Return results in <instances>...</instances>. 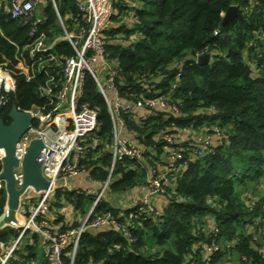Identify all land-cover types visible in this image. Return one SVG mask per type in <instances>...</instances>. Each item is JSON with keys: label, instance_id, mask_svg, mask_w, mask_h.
<instances>
[{"label": "trees", "instance_id": "trees-1", "mask_svg": "<svg viewBox=\"0 0 264 264\" xmlns=\"http://www.w3.org/2000/svg\"><path fill=\"white\" fill-rule=\"evenodd\" d=\"M55 1L59 13L69 16L64 21L67 27L80 21L76 0ZM46 2V20L39 24V30L52 38L60 30L51 0ZM260 3L245 12L248 0L113 1L114 13L104 35L108 59L118 69L116 83L121 95L135 99L139 95L153 98L164 94L178 109L177 115L156 114L146 120L124 114L127 131L140 145L152 146L154 151L144 156L154 160L165 150L162 140L155 141L159 133L178 137L183 150L174 166H185L173 171L163 195L166 205L158 215L129 223L127 235L110 229L83 232L74 264H207L205 247L213 239L205 231L207 216L213 218L217 229L214 239L223 247L213 253L210 264L236 260L240 264H264V254L258 252L264 246V237L260 242L252 240L255 221L264 219L262 197L253 207L242 200L248 184L250 190L264 185V40L249 46L255 38L254 31L264 35V0ZM234 4L238 5L236 18L222 27L226 11ZM122 15L129 19L128 23L121 21ZM29 26L0 9V62L10 60L15 64L16 51L30 41ZM216 30L220 34H215ZM221 34L228 35L226 45ZM58 52L72 51L63 44ZM204 54H209L208 62L198 64L197 57ZM13 81L17 89L2 115L7 124L10 120L6 113L13 104L29 110L44 103L36 91L44 83V75L30 81L14 75ZM82 101L98 114V128L85 143L89 151L83 164L102 184L107 179L110 155L87 159L94 150L103 152L109 148L113 128L108 108L90 75L86 76ZM193 131L198 135L193 136ZM205 135L210 136V144L201 155L193 154L198 139ZM95 142L96 148L92 149ZM147 162L153 165L152 159ZM146 174L145 165L130 159L118 162L108 191L146 185ZM2 193L3 187L0 196ZM53 197L55 207L65 198L83 213L93 201L91 195L66 188L56 189ZM105 210L120 213L106 199L97 204L93 213ZM19 232L5 227L0 230V241L7 244ZM25 235H30L33 242H24L21 251H14L29 261L36 255L41 237L30 231ZM242 256L245 261L240 260ZM63 259L68 262L69 247Z\"/></svg>", "mask_w": 264, "mask_h": 264}, {"label": "built area", "instance_id": "built-area-1", "mask_svg": "<svg viewBox=\"0 0 264 264\" xmlns=\"http://www.w3.org/2000/svg\"><path fill=\"white\" fill-rule=\"evenodd\" d=\"M40 1L42 0L7 1L6 12L11 18L21 19L24 24H30L28 34L30 41L16 51L15 64H11L10 60L0 62V103L3 110L9 105L10 97L17 89V84L13 81L14 75H22L26 81H30L38 75H44V83L36 88L44 103L33 105L29 109L34 121L31 128L22 135L15 146V156L19 161V167L14 168V175L20 185L21 161L30 142L38 138L44 145L39 158L43 162L42 175L51 182V188L47 191L34 192L36 194L34 203L28 205L29 199L21 204L19 212L26 218V221L18 226L20 232L12 246L0 256V264L10 262L14 250L28 231L38 234L44 241L45 257L51 264H74L75 254L83 232L110 229L127 235L129 223L140 218L145 219L148 216L158 215L159 209L153 204V197H163L166 193V186L172 179L173 171L185 166V164L174 166L175 161L181 158L183 150L179 145L181 140L171 133H159L155 137V141H163L165 150L161 155L165 157V160H169L168 169L162 174H158L154 170L147 177L146 191L130 211L115 214L110 210H105L93 213L97 204L103 200L108 191L116 164L130 159L144 166L145 152L152 153L154 151L152 146H142L123 135L128 132L124 114L146 120L156 114L165 117L177 115L178 109L173 101L164 94L153 98L139 95L135 99H126L121 95L116 83L118 69L108 59L106 36L104 35L114 13V0H77L76 7L81 19L73 21L70 30L65 27V22L57 11L55 0H51L56 12L57 23L61 28V32L54 34L52 38H49L44 30H39V24L46 20V17L37 18L34 13V9ZM248 1L249 5L244 8L245 12L261 4L260 0ZM232 6L238 7L237 4ZM215 34L218 35L220 32L216 30ZM254 37L249 42V46L256 45V41L264 40V35L258 31H254ZM63 44H68L72 51L70 54L58 52V48ZM9 65H13V67ZM87 75L93 78L97 90L108 108L113 128L109 148L103 152L94 150L92 156L87 160H94L98 155L102 157L106 152L110 155V166L107 179L98 189L88 187L77 191L93 197L86 213H82L77 218V225H69L65 231H54L51 218H48V213L51 210L50 197L56 189L64 188L68 181L88 172L86 164H83L89 151L85 143L98 128L97 111L82 101ZM213 129L218 133L217 126ZM92 139L94 140V138ZM210 142V136L205 135L201 139L199 138L198 148L193 151V154L201 155ZM96 144L97 142L92 144V149L96 148ZM2 155L3 152L0 151V158ZM134 167L136 168V166ZM256 202H251V207ZM261 205L264 209V196L261 199ZM122 221H128V223ZM255 225L252 240L260 242L261 237H264V219L258 218ZM206 233L213 237L204 252L207 264H210L213 253L223 247L219 246V241L214 239L217 234L215 226ZM226 246L229 247L230 243H227ZM67 247H69L68 262L63 259L64 250ZM258 252L264 254V246L258 248ZM240 260L245 261L246 257L242 256Z\"/></svg>", "mask_w": 264, "mask_h": 264}, {"label": "water", "instance_id": "water-1", "mask_svg": "<svg viewBox=\"0 0 264 264\" xmlns=\"http://www.w3.org/2000/svg\"><path fill=\"white\" fill-rule=\"evenodd\" d=\"M236 16L237 9L235 6H231L222 19V27L228 21H234ZM227 36V34H222L220 37L223 45H226ZM209 58V54L198 56L197 63L205 64ZM2 112L3 108L0 103V150L3 151L0 158V184H4L7 206L6 211L4 210L0 214V230L16 224V215L21 204L25 200L31 199L30 197H23L28 188H32L35 193L51 188V182L42 175L43 162L39 158L44 145L38 138L30 142L23 156L21 161L22 178L20 185H18L14 175V168L19 167V161L15 156V146L22 135L31 128L34 117L29 110H21L13 104L6 113L10 120L7 124L2 117Z\"/></svg>", "mask_w": 264, "mask_h": 264}, {"label": "crops", "instance_id": "crops-1", "mask_svg": "<svg viewBox=\"0 0 264 264\" xmlns=\"http://www.w3.org/2000/svg\"><path fill=\"white\" fill-rule=\"evenodd\" d=\"M7 1L8 0H1L2 5L0 6V9L4 10L5 12H6V8H7ZM127 1L129 3L131 2V0H127ZM76 2H77V0H76ZM55 3H56V1H55ZM46 5H47L46 0H42L37 4V8H38V11L36 13L37 18L45 17L44 8ZM139 6H140V4H139ZM56 7H57V4H56ZM57 11H58V9H57ZM58 13H59V11H58ZM55 14H56V12H55ZM59 15L62 17L63 21H65V19H67L69 17L68 15L62 16L60 13H59ZM119 18H121V21L122 20L125 21V19L127 17L122 15ZM126 23H128V21ZM56 24L58 25L57 16H56ZM72 24L73 23L71 22L70 28L68 27V30L71 29ZM58 27H59V30L61 32V28L59 25H58ZM123 135L126 138H128L129 140L137 143V139L133 133L126 132V133H123ZM104 155H106V154H104ZM147 159H152L153 165H149L147 162ZM169 164H170L169 160L168 159L165 160V157L163 155H160L157 160H154L152 157H149V156L146 157L145 156L144 157V165L146 166V170H147L146 178L149 177V175H151V173L154 170L158 174L164 173L168 169ZM82 174H84V175H82ZM82 174H80L78 177H76V178L68 181L67 183H65L66 186L62 189L66 188L68 190H75V192H77L79 190H82V189H85L88 187H91L92 189H98L102 185V184H100V182L93 179V177L91 176L89 171L87 173H82ZM0 187H1V184H0ZM146 188L147 187H144V186H142V187L136 186V187L131 188V190H133L136 193L135 194L136 196L134 198L132 197V201H133L132 204L126 206L125 209H123L121 207H116V206L115 207L112 206V207L117 209L120 212L121 211L126 212V210L132 209L133 207H135V205L137 204L139 199L142 197V195L146 191ZM128 190H130V189H128ZM118 192H123V191H118ZM35 200H36L35 198L30 199V201L27 204L30 205V204L34 203ZM165 200L166 199L164 196L163 197L162 196H154L152 199V202L159 210H161L165 204ZM50 203L52 204V207H53L51 209L54 210L57 214H59V216H57V217H51L52 229L54 231H61L63 227H68L69 225H71L75 222L73 220H75L77 210L75 209L74 204L71 203V201L66 200L65 198H62L61 201H59L60 204L56 205L57 207H54L53 204L55 203V200H54V197L52 194L50 197ZM89 206H88V208H89ZM6 207L7 206L5 205V203L3 205H1L0 212L2 211V213H3L4 210L6 209ZM18 214H20V217H18ZM18 214L16 215L17 222L14 225L16 227L23 224V221H26V218L23 215H21V213L19 211H18ZM207 217H211V216H207ZM18 218H19V220H18ZM211 219H212V222L214 224V220L212 217H211ZM205 230H206V232H208L210 229L205 228ZM14 240H15V238L11 239L10 242H8L7 244H4L3 242L0 241V256H2V254H4V252L12 246ZM24 242L32 243L33 239L31 238L30 235H25L17 246L19 251H21L20 249H21V246ZM37 247L38 248H37L36 255L34 257H32L31 259H29V261L23 260V257H20L19 253L14 252L13 258L10 260V262L8 264H51L49 261H47V259L45 257V253H44L45 247H44V241L42 239L39 240ZM226 264H240V262L236 260V261L226 262Z\"/></svg>", "mask_w": 264, "mask_h": 264}, {"label": "rangeland", "instance_id": "rangeland-1", "mask_svg": "<svg viewBox=\"0 0 264 264\" xmlns=\"http://www.w3.org/2000/svg\"><path fill=\"white\" fill-rule=\"evenodd\" d=\"M37 9V10H36ZM38 11V8H37V5L34 9V13L36 15ZM118 21V20H117ZM125 21L129 22V19H125ZM65 27L67 28V26L65 25ZM68 29V28H67ZM193 136H197L198 135V132L197 131H193L192 132ZM84 175V174H82ZM263 182H264V177H263ZM264 184V183H263ZM144 186V187H147L145 184H142L141 187ZM250 186L248 184L247 186V191H245L242 195V200L248 204L250 207H251V202H255V201H258L261 197L264 196V185H258V186H255V188L252 190H250ZM4 188V184L1 183V188ZM246 188V185L245 186H242L241 189L239 191H243L244 189ZM81 189V188H80ZM136 193L133 191V190H127V191H123V192H114V191H108L103 199L106 201H108L112 206H116V207H121L123 209H125L126 206L132 204V197L134 198L136 195ZM2 196V197H1ZM0 196V207L1 205H3L5 203L6 205V193H5V190H4V193H2ZM25 197H30L31 199L32 198H36V194L35 193H28L26 194ZM134 200V199H133ZM26 201V200H25ZM53 206L55 207V203L53 204ZM5 207V206H4ZM7 208V207H6ZM53 208V207H52ZM89 209V208H88ZM6 210V209H5ZM76 216H75V220L73 221H77V218H79L83 211L80 210V211H76ZM2 213V211L0 212V214ZM18 214V212H17ZM59 216V214H57L54 210H50L49 213H48V218H51V217H57ZM18 217H20V214H18ZM19 220V218H18ZM204 227L207 228V229H212L214 227V224L212 222V219L211 217H206L204 218ZM13 229H18V227L14 226V225H11ZM219 246H222L221 243H219Z\"/></svg>", "mask_w": 264, "mask_h": 264}, {"label": "bare ground", "instance_id": "bare-ground-1", "mask_svg": "<svg viewBox=\"0 0 264 264\" xmlns=\"http://www.w3.org/2000/svg\"><path fill=\"white\" fill-rule=\"evenodd\" d=\"M0 151L3 152L2 150H0ZM30 192L34 193L32 188H28L27 191H26V193L24 194L23 197H25L26 194H28V193H30ZM6 209H7V208H6Z\"/></svg>", "mask_w": 264, "mask_h": 264}, {"label": "flooded vegetation", "instance_id": "flooded-vegetation-1", "mask_svg": "<svg viewBox=\"0 0 264 264\" xmlns=\"http://www.w3.org/2000/svg\"><path fill=\"white\" fill-rule=\"evenodd\" d=\"M4 114V110H3V112H2V115Z\"/></svg>", "mask_w": 264, "mask_h": 264}]
</instances>
